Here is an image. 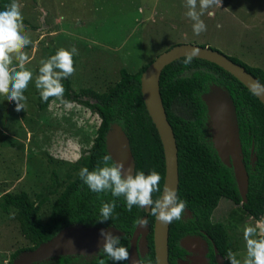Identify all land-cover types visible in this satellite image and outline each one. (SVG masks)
Returning <instances> with one entry per match:
<instances>
[{"label":"trees","instance_id":"1","mask_svg":"<svg viewBox=\"0 0 264 264\" xmlns=\"http://www.w3.org/2000/svg\"><path fill=\"white\" fill-rule=\"evenodd\" d=\"M11 2L12 0H0V11L5 10ZM258 46L262 47V43ZM57 51V48H52L47 59L55 55ZM227 56L242 65L264 85V68L251 65L233 55ZM184 58L185 56L180 57L165 65L159 80L162 102L173 128L177 154H179L177 196L179 200L186 202V208L192 209L193 213V218L190 220L181 218L169 224L168 260L169 264H179L176 258L184 253L180 237L194 232V229L201 226L210 229L209 233L213 237L218 253L223 256L221 264H230L229 259L226 258L229 250L239 260L237 255L239 241L230 230L236 227L242 228L247 219H259L264 223L262 218L264 105L237 78L217 64L194 58L191 64L185 66ZM152 60L144 62L135 71L121 68L119 78L102 91L92 87L75 90L72 87L71 76L61 81L65 89L64 101L75 102L89 109L98 116L99 123L95 128L73 126L70 130L73 136L78 135L90 142L80 156L67 165L68 170L64 177L53 171L51 183L47 189H40L35 193L34 198L25 190L7 191L0 196L1 209L6 213L15 211L14 217L18 222L19 230L30 244L13 251L10 261L6 264H11V259H14L22 249L37 247L64 226L74 223L112 225L123 232L118 236L120 244L129 250V240L137 225L136 221L145 214L146 222L149 224L148 251L140 260L141 264H156L153 247L154 215L150 211L146 213L143 208L135 205L129 212L123 197H113L111 192L94 193L78 175L82 167H88L89 171L94 170L102 157L108 154L105 134L110 124L115 122L121 126L129 139L135 161L134 174L137 171H143L147 175L152 170L157 171L162 177L160 181V189H162L165 153L140 90L141 73ZM211 84L224 87L236 108L242 154L248 173L246 201H242L238 192L232 167L221 162L211 142L207 126L206 104L201 97L202 93L209 90ZM54 98L56 97H50L45 102L39 95L38 107L45 109ZM3 132L4 130L1 134ZM5 138L9 139L6 135ZM254 156L253 161L251 158ZM160 192L153 193V201L159 198ZM220 199H229L234 204L225 215L223 223L212 219L213 211ZM113 200L116 201V208L112 217L101 223L102 201ZM42 209L47 211L45 217ZM97 253L93 255L90 264H98L101 258L105 260V264H126L127 261H112L102 252ZM69 259V256L61 255L53 260L55 264H68ZM212 260L214 264H217L214 256Z\"/></svg>","mask_w":264,"mask_h":264},{"label":"rangeland","instance_id":"2","mask_svg":"<svg viewBox=\"0 0 264 264\" xmlns=\"http://www.w3.org/2000/svg\"><path fill=\"white\" fill-rule=\"evenodd\" d=\"M17 2L24 33L32 41L24 51L29 56L25 68L33 78L23 93L27 98L24 110L17 112L15 103L0 95V196L25 190L34 198L40 189H47L53 171L64 177L67 165L90 142L73 136L70 130L73 126L95 128L99 123L96 114L75 102L61 103L54 98L45 109L38 107L40 90L35 81L41 60L47 59L52 48L71 51L75 47L78 54L73 55L72 87L99 91L119 78L121 68L135 71L178 43L210 46L250 63L264 56V0H221L220 6L214 5L201 16L207 30L200 35L194 34L193 21L186 16V0ZM261 43L260 51L250 49L249 44ZM12 66L18 69V61L13 59ZM229 206L231 202L222 199L213 211V220L225 222ZM46 209H42L44 217ZM14 212L6 213L0 207V264L13 251L29 244ZM246 226L256 229L253 238H264L261 220L247 219L241 229ZM239 246L242 250L237 255L243 264L246 241L241 239Z\"/></svg>","mask_w":264,"mask_h":264},{"label":"water","instance_id":"3","mask_svg":"<svg viewBox=\"0 0 264 264\" xmlns=\"http://www.w3.org/2000/svg\"><path fill=\"white\" fill-rule=\"evenodd\" d=\"M191 49L198 50L195 58L208 60L222 67L237 78L264 105V85L249 73L242 65L231 60L226 54L209 46L193 43H178L158 54L144 69L140 76V90L146 110L155 125L160 137L164 156L165 173L162 189L165 186L178 188V157L177 144L173 128L167 118L160 93V74L163 67L175 59L184 57ZM202 100L207 109V126L214 149L221 162L232 167L238 192L242 201H246L248 190V173L245 167L242 146L239 137L236 108L229 92L218 84H211L209 90L202 93ZM105 146L113 161L123 162L125 171L131 170L134 175L135 161L130 148L129 139L118 123H111L105 134ZM255 156L251 158L254 161ZM146 213L149 208H143ZM262 218L264 219V206ZM141 220L147 221V215ZM101 229L112 232L115 236L123 234L112 225H85L74 223L61 228L49 240L37 247L21 251L11 264H31L49 257L61 255L96 254L103 245ZM169 224H161L156 216L153 222V247L156 264H169L168 260ZM149 224L137 223L129 240V259L126 264H141L140 258L148 251L147 235ZM184 246L183 243L180 242ZM186 246V245H185ZM187 247V246H186ZM179 264H182L179 262Z\"/></svg>","mask_w":264,"mask_h":264},{"label":"clouds","instance_id":"4","mask_svg":"<svg viewBox=\"0 0 264 264\" xmlns=\"http://www.w3.org/2000/svg\"><path fill=\"white\" fill-rule=\"evenodd\" d=\"M220 4L221 0H186L185 6L188 9L186 16L193 21L192 29L195 35L207 30L206 24L201 19L205 10ZM31 43V39L24 33L20 5L17 0H12L5 10L0 11V95L5 96L9 102L15 103L17 112L25 108L24 101L27 98L23 93L33 78V73L25 68L29 56L24 51ZM74 54H78L75 47L71 51L61 48L55 55L41 60L35 85L40 90L43 101L47 102L50 97H56L61 103H67L63 99L65 89L61 81L75 73ZM197 55L198 50L195 49L186 52L184 65L191 64ZM13 59L18 61L19 70L12 66ZM78 175L94 193L111 192L113 197H123L129 212L134 205L140 208L150 207L151 214L164 225L170 224L173 220H180L185 209L186 212L189 209L186 208L185 201L178 199L176 189L168 186H165L163 194L153 201V193L161 191V175L155 170L147 175L143 171H137L133 175L131 170L125 171L123 162L113 161L110 154L104 155L94 170L89 171L88 167H82ZM115 208V200L102 201L100 215L103 219L100 222L109 220ZM136 223L144 226L146 221L137 219ZM255 234L254 227L244 228L246 256L243 264H264V238H253ZM100 236L103 237V245L97 254L102 252L112 261L117 262L129 259L128 249L121 246L119 237L104 229H101ZM227 256L230 264H241L231 250L228 251ZM98 264H105V260L99 259Z\"/></svg>","mask_w":264,"mask_h":264},{"label":"flooded vegetation","instance_id":"5","mask_svg":"<svg viewBox=\"0 0 264 264\" xmlns=\"http://www.w3.org/2000/svg\"><path fill=\"white\" fill-rule=\"evenodd\" d=\"M221 200L222 199H220L219 202ZM224 200L228 201L229 199H224ZM229 201L231 202V206L228 207L225 215L234 206L233 202L231 200H229ZM219 202H218V204H219ZM187 211L188 212H186V209H185L184 213H182L181 218H183L184 220H188V219L190 220L193 218L192 209L191 210L187 209ZM212 219H213V215H212ZM212 231L213 230L211 229V232ZM230 231L234 235L237 236V239L239 242L241 239L244 240V236H243L244 231L241 228H239V229L235 228V229L230 230ZM209 232H210V229H206V228L200 226V227H197L196 229H194V232L186 233V234L182 235L180 237V242L184 244V246L182 245L183 249H184V253H182L181 256L177 257L176 259L179 262H181L182 264H214L212 262L213 261L212 256H214V259L216 260L217 264L223 263L222 262L223 256L218 253V249L215 245L213 237ZM26 246H30V244H28ZM33 247H27V249H22V250L33 249ZM241 250H242V248H241ZM241 250H239V251H241ZM211 253L213 255H211ZM93 255H95V254H91V255L72 254V255H63V256H69L70 257L68 264H90V261H91ZM226 258H228V256H226ZM53 259H55V257H49L47 259H43L40 261H34L31 264H55V261ZM9 261H10V256H9V259L5 262V264L8 263ZM12 261H13V259H11V263H12Z\"/></svg>","mask_w":264,"mask_h":264},{"label":"crops","instance_id":"6","mask_svg":"<svg viewBox=\"0 0 264 264\" xmlns=\"http://www.w3.org/2000/svg\"><path fill=\"white\" fill-rule=\"evenodd\" d=\"M250 49H253V51L255 52L256 50H259L260 51L262 49V47H259V46H255V45L250 44ZM262 58L264 59V56ZM263 59H260V58L256 57V59L253 61V63H250V62H248V63H250L251 65L260 66V67L264 68V65H263L264 64V60ZM246 61L247 60H245V62Z\"/></svg>","mask_w":264,"mask_h":264}]
</instances>
